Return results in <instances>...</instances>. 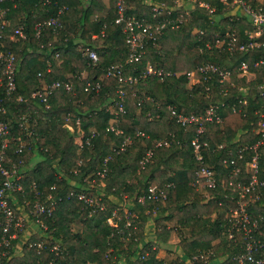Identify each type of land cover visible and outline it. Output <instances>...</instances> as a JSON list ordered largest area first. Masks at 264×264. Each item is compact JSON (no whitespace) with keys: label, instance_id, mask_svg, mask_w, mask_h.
<instances>
[{"label":"trees","instance_id":"1","mask_svg":"<svg viewBox=\"0 0 264 264\" xmlns=\"http://www.w3.org/2000/svg\"><path fill=\"white\" fill-rule=\"evenodd\" d=\"M168 2L172 3V0ZM124 4V20L115 22L116 0H0V23L4 21L8 26L5 36L0 39V48L13 53L16 69L15 89L7 94L4 68L0 64V98L4 108L0 120L7 121L9 126L7 133L0 135V145L7 141L4 165L10 171L24 175V192L15 193L10 202L16 213L22 210L26 199L29 201L24 208H31L35 190L41 191V200L49 193L53 198L63 197L52 216H39L46 229L38 226L45 235L61 241L57 260L73 264H163L164 261L187 264L192 255L211 251L209 257L215 264H229L232 255L243 250L240 234L236 240L224 235L229 208L236 205V200L230 198L233 193L223 191L219 184L207 189L210 196L205 199L192 183L203 165L214 169L219 180L226 178L229 166L223 159L231 156L228 149H233L234 153L238 144L256 141V111L264 109V97L255 94L254 82H245L243 77L237 76V68L240 61L251 63L255 56L264 54V49L231 54L215 48L200 51L199 41L192 31L194 27L206 28L205 40L212 38L214 30L221 31L226 25L238 24L219 18L216 12H221V6L217 4V11L211 16L204 7H195L190 20L179 28L166 29L157 41L145 46L138 61L128 63L125 62L128 49L123 25L128 16L150 18L151 15L146 0H124ZM51 19L57 23L48 24ZM16 26L21 27L22 35L10 37ZM102 30L104 34H101ZM79 43L95 48L99 59L96 62L89 60L80 50ZM207 61L231 69L235 85L227 93L219 91L215 77L209 81L211 92L207 95L201 91V81L187 88L186 75L173 73L193 69ZM111 63L122 64L124 75L137 77L136 83L123 84L126 90L123 112H116L114 104L119 82L116 77L105 75V69ZM148 63L172 73L163 79L155 75L143 77ZM84 70L86 76L81 75ZM96 80H100L98 90L85 89L87 82L93 85ZM54 81H69L72 90L54 88L47 98L49 106L46 108L32 94L43 83ZM240 85L249 86L245 114L225 108V104L241 94L237 88ZM147 96L150 99H144ZM166 104L174 105L177 111L196 115L202 114L207 106H218L221 123L206 121L199 136L201 141H206L201 148L202 162L193 158L191 139L196 135V125L183 126L176 122L165 109ZM147 112H158L160 116L148 119ZM76 118H79V125L75 123ZM111 123L131 139L118 152L114 149L118 148L122 138L106 129ZM91 129L95 133L89 137V142L82 146L77 144L75 136L82 131L85 137ZM164 137L171 139L169 145L153 146L154 140ZM220 143L226 146L218 148ZM19 146H22L21 152H17ZM151 146L153 154L141 168L139 161ZM258 150V174L263 177L264 145ZM250 154L251 150H247L245 158L248 159ZM108 155H112L106 160L109 170L101 178L96 171L103 168ZM2 180L0 173V183ZM32 182L35 189L31 187ZM149 185L162 188L166 192L165 200L145 197L139 202L137 197ZM77 190L101 194L106 208L94 211L84 201L69 194ZM261 190L264 192V187ZM123 195L127 197V212L133 216L129 227L124 226ZM113 209L122 215L120 219L113 217L117 220L116 227L107 222ZM249 209L254 214L263 210L258 201ZM213 212L214 217L211 216ZM29 214L34 219L35 215ZM151 218L153 233L162 240H166L171 229L168 224L175 229L181 255L159 258L156 256L159 247L156 239L141 240L144 225ZM11 243L15 249L10 246L9 256L3 257L2 264H48V260L55 257L50 245L38 250L28 246L20 234Z\"/></svg>","mask_w":264,"mask_h":264},{"label":"built area","instance_id":"2","mask_svg":"<svg viewBox=\"0 0 264 264\" xmlns=\"http://www.w3.org/2000/svg\"><path fill=\"white\" fill-rule=\"evenodd\" d=\"M47 1V0H46ZM146 0V3L150 7V18L145 16H128L125 24L123 25V32H125V42L127 44L128 56L125 62L133 63L141 58V55L145 51V46L149 42L157 41L158 37L166 29L179 28L185 21L190 20L191 12L195 7H204L207 13L211 16L217 11V4L221 6V12H216L219 18H227L228 21L237 22V26L226 25L224 30H214L212 38L203 37L206 33V28L194 27L193 33L196 34L199 41L198 48L200 51L217 49L220 52L233 53L235 51L248 52L256 49H264V1L259 2L256 0ZM117 4V16L115 22H121L124 20L125 4L124 0H116ZM1 12V9H0ZM96 16V15H95ZM48 24H56L55 19H51ZM221 27V24H219ZM7 25L4 21L0 23V39L7 30ZM22 35L21 27L16 26L13 28V35ZM103 33V30L101 31ZM202 42V43H201ZM82 53L91 61L96 62L99 59V53L93 47L88 44H84L80 47ZM15 57L9 49L0 48V64L3 65V73L5 74V90L7 94H11L15 89ZM172 71H164L160 67H155L152 64H147L142 76L155 75L160 79H163L165 75L171 74ZM178 75L180 73L185 74L188 82H190L191 88L194 84L201 81L203 83V89L207 95L211 92L209 81L213 77L216 78L220 92L227 93L230 87H233L235 83L231 79L232 71L229 68H223L219 64L211 61L198 64L193 69H187L181 72H173ZM199 73V75H196ZM106 76L116 77L119 85L116 88L117 96L114 104L116 106V112L124 111V98L126 90L124 88L125 83H136L137 77L132 74L124 75V67L120 63H111L105 69ZM237 76L243 77L245 81L255 83V90L257 95L264 97V54L255 56L251 63L247 60L240 61L237 68ZM101 78V77H100ZM57 87H63L67 91L72 90V84L69 81H54L52 83H43L41 88L33 92V96L39 98L47 108L49 103L47 98L51 94L52 90ZM87 87L98 90L100 87V80L92 85L87 82ZM241 94H237L236 100L228 103L232 112H240L245 114V110L248 104L247 95L249 93L248 85H240L237 87ZM200 91V92H201ZM20 99V97H19ZM144 99H150L148 96ZM79 100V99H78ZM143 100V99H142ZM139 104V103H138ZM223 105V103H222ZM217 105H210L204 108L202 114L196 115L192 112L187 113L185 111H177L172 104H166L165 109L168 111L171 117L181 125L193 123L196 125V135L191 139L193 147V158L195 160H203L202 146L206 145V141L199 139L200 134L204 131L206 121L221 122V116L217 111ZM4 108L2 107V99L0 98V112ZM258 118L255 127V133L258 135L256 141L251 145L240 146L233 150L228 149L231 154L230 157L224 158L223 163L229 166L226 178L220 180L216 176L214 169L207 165H203L195 174L193 185L198 187L216 188L220 184L223 191L229 190L233 194L231 199L236 200V205L229 208L227 214L226 229L224 235L228 239L236 240L237 235L240 234L243 240V250L239 253L232 255L231 262L229 264H264V192L261 190L264 187V176H259V147L264 145V109L256 111ZM148 119H158L160 114L158 112H147ZM75 123L79 125V118H76ZM9 129L7 121L0 120V135L7 133ZM107 130L114 131L117 135H120L122 142L118 148L114 149L116 152L123 150L130 142V136L124 133L119 127L114 124H109L106 127ZM95 133L94 130L83 136V132L80 131L79 141L77 144L82 146L83 143L89 142V137ZM142 133V132H140ZM6 140L0 145V173L3 175V180L0 183V264H2L3 257H8L11 241L19 237L18 230L23 227V220L19 218L14 210V207L10 200L14 198V194L17 192H24L23 178L24 175L15 171H10L5 165V148ZM171 139L164 137L153 141V146L169 145ZM153 146L148 147L145 154L140 159V167L144 168L145 164L151 158L153 154ZM226 144H218V148H222ZM251 150V156L246 159L245 152ZM22 151V146H19L17 152ZM112 155H108L103 162V168L96 171V175L104 177L109 170L106 160L111 158ZM167 185H170L168 183ZM32 189H35V183L31 184ZM72 196L84 201L86 206L95 210H104L106 208L102 195H92L89 190H77L69 193ZM42 195L41 191L35 190L33 192V200L31 208L27 210V217L30 218V225L41 227L46 229V224L40 221V215L52 216L53 209L62 200V196L53 198L52 194H47L44 200L39 199ZM123 203L121 209L123 210V216L125 218V227H129L132 221V215L127 212L125 203L127 200L126 195H123ZM145 197L155 200L163 201L166 198V192L156 186L149 185L147 190L137 197L139 202H143ZM47 200H50L48 203ZM258 201L260 207L263 208L262 212L253 213L249 207L253 202ZM34 214V219L30 214ZM121 218L116 209L112 210L110 216L107 217V222L116 227L117 220ZM135 228V225H132ZM36 230L33 232L27 231L26 239L24 242L28 246H35L39 249L46 248V244L50 245V250L54 251V259L48 260V264H73L72 262H65L63 260H57L56 257L60 255L62 245L59 239H54L51 235L36 236ZM33 236H30V235ZM154 247V246H153ZM14 250L15 247L12 246ZM211 251L205 253H198L192 255L187 259V264H194L198 261L200 264H215L210 259ZM147 254V251H146ZM143 255H141V258ZM92 264V263H88ZM163 264H167L165 261Z\"/></svg>","mask_w":264,"mask_h":264},{"label":"crops","instance_id":"3","mask_svg":"<svg viewBox=\"0 0 264 264\" xmlns=\"http://www.w3.org/2000/svg\"><path fill=\"white\" fill-rule=\"evenodd\" d=\"M106 1V0H105ZM256 1H259V2H262V1H264V0H256ZM96 36V34H94L93 35V37H95ZM148 64H150V63H148ZM187 70V69H186ZM82 75H83V73H82ZM244 81H245V79H244ZM234 82V81H233ZM245 82H247V81H245ZM248 82H250V81H248ZM190 82H188V80H187V83H186V87L187 88H189L190 86ZM240 91V90H239ZM249 94V93H248ZM239 95V94H238ZM235 101V100H234ZM231 103V102H230ZM222 105V104H221ZM224 105V104H223ZM225 108H229V106L227 105V104H225ZM230 109V108H229ZM238 113V112H237ZM221 116V115H220ZM221 120H222V118H221ZM221 123V122H220ZM79 136H80V134H78L77 136H75V141L76 142H78L79 141ZM78 140V141H77ZM246 145H251V144H246ZM240 146H245V145H240V144H238L237 146H236V148L235 149H237L238 147H240ZM233 150V149H232ZM251 154H252V151H251ZM251 154H250V156H251ZM195 189H196V191L197 192H200L203 196H204V198L205 199H207V198H209V196H210V194H209V192L207 191V189H205V188H203V187H198V188H196L195 187ZM211 216L212 217H214L215 216V213L213 212L212 214H211ZM153 221H152V218H151V220H149V221H147L146 222V224L144 225V229H143V231H144V235H143V238L141 239L142 241H149L150 239H156V242H157V245L159 246L158 247V252H157V254H156V256L157 257H165V259L166 258H173V257H175V256H177V255H181V254H177V253H172V252H169V253H172L173 255L172 256H169V254H166L165 252H162V250H160V249H164V250H168V251H171V250H174V249H176V247L178 246L177 245V242H174V243H172V242H169L168 241V239L166 238V240H162V239H160L158 236H156V235H154V233H153V229H152V227H153ZM169 225L170 224H168V227H169ZM170 231V230H169ZM168 234H169V232H168ZM168 237V236H167ZM174 241H176V240H174ZM170 244H174V247H172ZM178 249H179V247H178ZM161 251V252H160ZM176 251H178V250H176Z\"/></svg>","mask_w":264,"mask_h":264},{"label":"rangeland","instance_id":"4","mask_svg":"<svg viewBox=\"0 0 264 264\" xmlns=\"http://www.w3.org/2000/svg\"><path fill=\"white\" fill-rule=\"evenodd\" d=\"M82 44L83 43H79L78 46L81 47ZM184 70H186V69L178 70V72H181V71H184ZM82 73H83V75H82ZM86 74H87V71H85V70L81 72L82 76H86ZM147 118H148V116H147ZM26 201H29V199H26L24 204H22V206H21L22 210L16 211V215L19 218H21L23 220V222H24L22 229L18 230L20 236L22 238L26 239L27 236L29 235V234H27V231L33 232L34 230L37 231V233L35 234L36 236H40V235L44 236V230L40 229L39 227L34 226L33 224L30 225L31 224L30 223V218L27 217V208H24V205H26ZM169 228H171V229H170V231H168L169 232L168 237H167L168 241L172 242V243L177 242L178 239H179V236L176 234L175 229L171 225H169ZM30 236H33V235L31 234ZM174 240H176V241H174ZM13 245H15V244H13ZM170 245L172 247H174V244H170ZM18 250L21 251V249H18ZM160 250H162V252H165L166 254H169V256H172L173 255L172 253H174V254L175 253H177V254L180 253V250L178 249V246L176 247V249L170 251L172 253H169V252H167V250H164V249H160ZM176 250H178V251H176ZM17 253H18V251H17Z\"/></svg>","mask_w":264,"mask_h":264}]
</instances>
